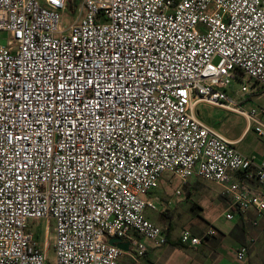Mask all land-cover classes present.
Listing matches in <instances>:
<instances>
[{"label": "built area", "instance_id": "1", "mask_svg": "<svg viewBox=\"0 0 264 264\" xmlns=\"http://www.w3.org/2000/svg\"><path fill=\"white\" fill-rule=\"evenodd\" d=\"M69 3L0 0V264H47L31 231L45 220L55 264H139L150 247L131 233L167 244L145 215L162 208L150 196L164 176L221 187L227 221L234 211L264 221V163L196 113L224 109L264 138V107L230 96L235 81L245 96L264 90V0H81L66 27ZM216 234L184 231L180 242Z\"/></svg>", "mask_w": 264, "mask_h": 264}, {"label": "rangeland", "instance_id": "2", "mask_svg": "<svg viewBox=\"0 0 264 264\" xmlns=\"http://www.w3.org/2000/svg\"><path fill=\"white\" fill-rule=\"evenodd\" d=\"M72 1V0H71ZM78 0H73L69 7L68 13L65 16L64 24L68 27L76 10L79 6ZM9 36L5 32H0V43L5 44ZM218 60L215 61V64ZM241 81H235L230 90V96L244 110H251L255 108L264 107V91L251 92V95L245 96L239 94L237 91L241 89ZM253 91V89H252ZM261 92V93H260ZM199 118L205 123L211 125L223 134L231 138L238 137L246 127L244 118L228 114L208 105H201L196 109ZM237 150L247 157H255L260 163L264 158V138H259L256 134L250 133L245 141L237 147ZM194 185V193L192 198H188L186 189L178 180L169 181L168 176H164L159 184L158 189L154 191V197L162 202V199L171 201L172 207H176L174 217L169 218L173 223L172 242L159 248L155 254L154 264H186V255L192 256L186 251V248L178 246L180 235L184 231H189L194 235H202L211 226L217 232L216 236L211 240L217 241L221 244L222 234L234 225L233 222L227 221L225 218V206L221 203V187L216 184L204 180H191ZM180 190L183 196H176V191ZM160 204H163L161 203ZM224 202V201H223ZM158 212L147 211L146 215L152 222H156L159 226L163 223L159 220ZM54 228L55 222L53 220L34 222L31 224V231L35 238L39 241L40 246H46L47 264H55L54 253ZM166 227H164L165 229ZM148 243L152 245L149 241ZM224 251H217L223 261L220 264H244L235 261L233 249L227 242L223 243ZM206 250V249H205ZM141 262V260H140Z\"/></svg>", "mask_w": 264, "mask_h": 264}, {"label": "crops", "instance_id": "3", "mask_svg": "<svg viewBox=\"0 0 264 264\" xmlns=\"http://www.w3.org/2000/svg\"><path fill=\"white\" fill-rule=\"evenodd\" d=\"M260 91H264V90H260ZM213 108H216V107H213ZM216 109L221 110V111L228 113V114H233V113H230L224 109H220V108H216ZM198 118H199V116H198ZM202 122L205 123L204 121H202ZM205 124L208 125L209 127H212L211 125H209L207 123H205ZM212 128H214V127H212ZM215 130L221 136H223L225 139L234 143L236 148L245 141V139L248 137V135L251 132L254 133L253 131H251L248 128L247 124H246V127L243 130V132L236 138H231V137L227 136L226 134H223L219 130H217V129H215ZM262 153H264V151ZM262 161H264V158ZM262 163H264V162H262ZM192 179L198 180L197 178H192ZM192 179H190L188 181V183L186 185H184L188 198L194 197V196H192L194 193V189H193L194 185L191 182ZM234 179L237 182H239L241 186L250 190L251 192H259L260 191V186L254 181H246L242 178L240 179L239 175H235ZM168 180H169V178H168ZM182 196H183V193H182ZM150 198L152 200H156L158 202H161L160 200L157 199V197H154V192L151 193ZM220 201L225 206V215H226L227 213L230 212L229 209H230L231 203H230L229 198L223 196L222 190H221ZM167 202H168V200H165L164 198L162 199V202H161L163 204H161L162 208L160 210L159 220L163 223V226H159L156 222H153V223H155L156 225H158L159 227H161L164 230L166 238H167V243H169V242H172L171 236H172V232H173V225H172L171 221H169V217L172 214H174V212L176 211V207H171L170 209L166 208ZM146 213H145V215H146ZM233 214H234V220L230 221V222L234 223L233 227L226 232H220V234H222L221 244H218L217 241H213V240H211L212 238H209V239H206L203 242V244L199 247L185 246L186 251L192 255V256L186 255V264H220L223 261V257H221L217 251L221 252V251H224L226 249V248H224V245H223L224 242H227L230 245V247H232L233 255H234L236 262H238L236 260V251L242 245L248 244L249 250H248V254L245 258V261L239 262V263L264 264V221L257 215V213L255 211H249L247 214H243V215L239 214L237 211H234ZM146 218L149 219L147 217V215H146ZM255 223H257V225H255ZM164 227H166V228L164 229ZM131 237L141 241L142 243H144V244L148 245V247H150L148 253L144 257L140 258L141 262L139 260V264H154L153 262L155 261V254L159 248L151 247L152 245H150L148 243V241L145 240L138 233H131ZM123 242L130 244V240H128V239L124 240ZM38 243H39V241H38ZM180 243L181 242H180V238H179L178 244H180ZM130 252H131V250L128 253H130ZM121 261L125 264H136L128 255H124L121 258ZM157 264H159V262H157Z\"/></svg>", "mask_w": 264, "mask_h": 264}, {"label": "water", "instance_id": "4", "mask_svg": "<svg viewBox=\"0 0 264 264\" xmlns=\"http://www.w3.org/2000/svg\"><path fill=\"white\" fill-rule=\"evenodd\" d=\"M109 243L113 246L118 247L119 249H121L122 251L128 253L130 251V244L129 243H124L122 240L120 239H111L109 241Z\"/></svg>", "mask_w": 264, "mask_h": 264}, {"label": "trees", "instance_id": "5", "mask_svg": "<svg viewBox=\"0 0 264 264\" xmlns=\"http://www.w3.org/2000/svg\"><path fill=\"white\" fill-rule=\"evenodd\" d=\"M73 1V0H72ZM72 1L70 0V3H69V7H70V5L72 4ZM79 2L81 1V0H78ZM174 217V214H172L169 218L171 219V218H173ZM171 221V220H170ZM171 223H172V221H171ZM172 225H173V223H172ZM178 246L179 247H181V248H186L185 246H183L181 243L180 244H178Z\"/></svg>", "mask_w": 264, "mask_h": 264}, {"label": "snow or ice", "instance_id": "6", "mask_svg": "<svg viewBox=\"0 0 264 264\" xmlns=\"http://www.w3.org/2000/svg\"><path fill=\"white\" fill-rule=\"evenodd\" d=\"M87 83H88V84H91V83H92V81H88ZM61 87H63V86L61 85Z\"/></svg>", "mask_w": 264, "mask_h": 264}]
</instances>
